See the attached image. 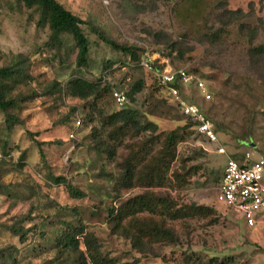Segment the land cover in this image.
Wrapping results in <instances>:
<instances>
[{
	"label": "rangeland",
	"instance_id": "obj_1",
	"mask_svg": "<svg viewBox=\"0 0 264 264\" xmlns=\"http://www.w3.org/2000/svg\"><path fill=\"white\" fill-rule=\"evenodd\" d=\"M56 1L117 45L134 50L137 59L113 51L85 25L89 67L79 69L71 38L63 37L61 46L52 43L48 29L37 26L35 11L0 0V67L21 72L5 82L16 103L9 114L21 124L9 130L0 111V264H75L51 245L58 230L78 224L74 213L102 252L120 264H264V217L246 228L216 201L228 157L249 152L264 158V55L250 51L264 47V0ZM241 24L255 36L241 34ZM145 55L155 66L184 68L206 84L210 100L193 87L183 96L214 122L225 155L190 131L176 104L139 65ZM77 78L107 84L110 92L98 102L74 98L68 84ZM139 81L142 90L125 108L138 112L140 124H154L155 133L116 136L99 121L120 110L112 93L127 94ZM178 128L185 140L177 146L165 185L121 187L123 163L142 151L134 159L137 169L149 165L166 134ZM244 133L251 134L254 149ZM97 140L114 148L115 155L99 148ZM173 172L188 174L184 186L176 185ZM52 177L65 178L83 198H71ZM145 192L170 196L180 209L195 205L205 211L167 222L176 243L153 245L141 255L128 240L111 234L107 216L120 202ZM11 228L25 237L19 240Z\"/></svg>",
	"mask_w": 264,
	"mask_h": 264
},
{
	"label": "trees",
	"instance_id": "obj_2",
	"mask_svg": "<svg viewBox=\"0 0 264 264\" xmlns=\"http://www.w3.org/2000/svg\"><path fill=\"white\" fill-rule=\"evenodd\" d=\"M15 1L28 10H33L38 14L39 20L37 26L48 29L50 33L49 40L52 43L61 46L63 37L72 39L76 49L75 65L79 69L84 70L89 67L90 43L82 30V27L85 25L90 27L97 39L110 47L113 51L120 52L132 60L137 59V54L134 50L117 45L101 31L94 28L93 25L81 20L79 17L66 10L63 5L56 0ZM231 14L235 16L237 12H231ZM243 17L244 15L241 12V21ZM232 19L234 20L235 18ZM243 33H246V35L250 37L255 36V31L248 29L246 24H241V34ZM250 51L258 55H264L263 46ZM156 68L158 70L162 69L159 66H156ZM20 74L21 72L19 69L0 67V111L5 114V124L9 130L21 123L15 116L9 114V111L16 107V103L12 98H9L8 87L5 82L18 78ZM143 86L144 84L142 81L137 82L126 94L128 100L131 102L134 101V97L142 90ZM175 86L182 94L183 90H186L178 84ZM68 89L72 97L81 100L92 99L93 102L100 101L104 95L110 92V87L107 84L100 86L97 81H88L83 78L71 80L68 84ZM161 89L164 90L163 88ZM185 99L188 100L186 97ZM205 114L207 115L206 112ZM207 117L209 116L207 115ZM92 120L93 118L89 119V122ZM186 120L189 121L188 128L195 134L194 124L188 118H186ZM99 122L103 126L112 128L116 136H123L128 131L141 134L143 132L155 133L156 130L154 124H140L138 112L126 108L120 109L110 116L102 117ZM244 137L248 138L251 149H254L251 134L244 133ZM184 140L185 136L181 133V129L179 128L166 134L160 151L152 157L149 165L144 166L140 170L137 169L138 164L136 161L134 162V159L139 158L140 156L138 153L142 151L135 153L133 157L123 163V171L118 180L119 185L129 188L131 186H136L137 182L141 183V185L146 188L163 187L165 185L166 176L171 171L172 163L176 158L177 146ZM96 143L99 148H105L107 154L110 156L115 155L116 150L114 148L106 146L100 140H97ZM40 157L41 159L44 158L42 151H40ZM242 158L243 156L238 159L236 158V160H242ZM172 176L175 179L176 185L182 187L186 183L188 174L182 175L178 172H173ZM51 181L54 185L65 186L71 198L77 200L83 198V193L73 187L65 178L52 177ZM204 211V207L195 205L180 209L177 208V205L170 196L145 192L134 198L120 202L118 207L111 208L107 216V225L111 234L128 240L134 250L141 255H146L147 251H151L150 249L153 245H169L176 243L177 237L172 228L167 225V222L176 220L179 217L189 219L196 213H204ZM74 214V217L78 218V224H67L62 230L56 232L57 234L51 242L52 248L56 253L70 258L73 257L75 259V264H120L115 259L110 258L109 255L102 252V246L99 244L97 238L93 233L85 232V226L81 222L79 214ZM10 230L19 240L25 237V232H22L20 229L11 228ZM81 246L85 248V251L81 249ZM220 264H227V262H221Z\"/></svg>",
	"mask_w": 264,
	"mask_h": 264
},
{
	"label": "built area",
	"instance_id": "obj_3",
	"mask_svg": "<svg viewBox=\"0 0 264 264\" xmlns=\"http://www.w3.org/2000/svg\"><path fill=\"white\" fill-rule=\"evenodd\" d=\"M139 65L153 76L156 84L164 89L182 115L194 124L196 136L201 141L215 146L218 155H225L226 151L218 141L212 120L199 106L186 100L175 86L178 84L186 90L193 87L204 100H210L211 95L206 84L196 74L184 68L165 67L158 70L147 55L141 57ZM112 100L119 109L128 104L126 94L121 92H113ZM76 124L80 125V121ZM216 201L236 214L247 228H254L264 215V158L255 159L249 152L244 154L242 160L228 157L222 171Z\"/></svg>",
	"mask_w": 264,
	"mask_h": 264
},
{
	"label": "crops",
	"instance_id": "obj_4",
	"mask_svg": "<svg viewBox=\"0 0 264 264\" xmlns=\"http://www.w3.org/2000/svg\"><path fill=\"white\" fill-rule=\"evenodd\" d=\"M264 217V216H263ZM263 217H261V218H263ZM261 218L259 219V223L261 222ZM247 228V227H246Z\"/></svg>",
	"mask_w": 264,
	"mask_h": 264
}]
</instances>
